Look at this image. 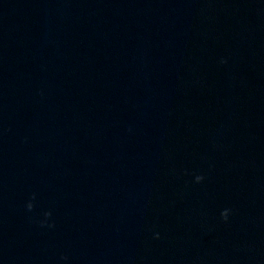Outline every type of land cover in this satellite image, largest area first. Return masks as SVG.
Here are the masks:
<instances>
[{
    "label": "clouds",
    "instance_id": "obj_1",
    "mask_svg": "<svg viewBox=\"0 0 264 264\" xmlns=\"http://www.w3.org/2000/svg\"><path fill=\"white\" fill-rule=\"evenodd\" d=\"M202 180H203V176H197V177H196V181H197V182H200V181H202ZM32 207H33V205H32L31 203H28V205H27L28 210H31ZM45 215L48 216V215H50V213H45ZM221 216H222V218H223L224 220H227V218H228V210L223 211V212L221 213ZM157 235H158V234H157Z\"/></svg>",
    "mask_w": 264,
    "mask_h": 264
}]
</instances>
